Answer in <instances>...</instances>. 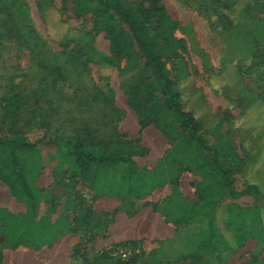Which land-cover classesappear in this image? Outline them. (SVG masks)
<instances>
[{"label":"rangeland","instance_id":"374dc122","mask_svg":"<svg viewBox=\"0 0 264 264\" xmlns=\"http://www.w3.org/2000/svg\"><path fill=\"white\" fill-rule=\"evenodd\" d=\"M126 1L136 4L139 0ZM249 1L264 4V0H160L179 23L174 39L181 41L174 49L177 57L171 53L164 56L165 65L178 83L183 106L199 118L201 131L210 144L217 145L220 160L232 171L237 191L248 182L263 184L264 180V155L257 156L258 151L264 152V48L252 36L255 27L245 17L247 12L264 22V12L251 6L248 9ZM48 3L51 8L42 13L39 5ZM219 7L233 17L232 24ZM108 22L128 33L127 26L113 12L106 13L94 0H0L1 137L22 134L32 143L61 139L104 145L112 140L116 147L111 154H123L127 143L141 147L145 140L147 146L159 148V155L171 151L172 145L156 127L145 131L139 126L131 106V87L144 79L154 96L160 95L154 91L151 72L145 68L136 44L126 36L119 51L112 47L104 28ZM150 26L152 33L157 32L156 21ZM58 68L66 74L65 80L58 77ZM15 94L20 96V109L13 119L2 101ZM137 98L145 97L139 93ZM220 138L225 145L219 144ZM37 158L41 170L34 206L18 202L0 181V211L25 223L43 218L51 223L73 221L75 217L81 222V217L87 216L88 225L82 224L84 227L74 235L71 264H81L85 259L87 264H98L102 253L126 242L139 247L136 264H264V248L258 241L239 243L230 235L228 251L191 263L192 247L208 231L207 222L200 217L181 224V240L176 246L149 251L139 240L109 246L103 241L109 236L107 226L120 211L116 210L119 202L102 199L96 193L101 186L93 189L91 180L74 177L55 148L41 147ZM144 160L138 158L141 169ZM163 160L155 170L168 184L165 192L173 193L165 200V204L171 203L166 204L169 208L161 203L157 210L176 219L198 201L202 179L184 171L178 161ZM119 174L120 170L113 176ZM108 175L109 171L101 173L102 178ZM179 175L181 183L177 187L173 180ZM263 205L264 199L234 198L226 190L214 219L228 234L224 221L233 211L258 213ZM108 208L113 212L105 213ZM7 230L0 226V243L8 244ZM97 242L104 244L97 247Z\"/></svg>","mask_w":264,"mask_h":264},{"label":"trees","instance_id":"16d2710c","mask_svg":"<svg viewBox=\"0 0 264 264\" xmlns=\"http://www.w3.org/2000/svg\"><path fill=\"white\" fill-rule=\"evenodd\" d=\"M94 1L106 13L113 12L120 22L127 26L128 33L113 22H108L104 28L112 47L117 51L120 50L121 40L126 36L136 44L144 58L145 68L151 72L154 91L156 89L160 95L155 97L144 79L138 80L137 84L131 87V106L137 113L140 128L154 126L159 129L172 145L171 151L165 155L163 161L167 163L178 161L183 165L180 167L184 168V171L195 173L202 179L198 189V201L175 219L178 225L189 224L197 217L207 222V234L192 247L191 263H199L204 257L213 253L222 254L228 251L231 247L228 235L239 243L249 239L256 240L264 248V205L258 213L245 210L233 211L224 221V229L228 234L223 233L214 219V212L219 201L226 195V190L234 198L252 196L264 199V180L262 178L263 184L248 182L243 190L237 191L232 171L220 160L215 151L217 145L209 143L201 131L199 118L183 106L182 95L177 88L178 83L171 78L164 62V56L169 53L177 57L174 49L181 41L174 39V33L179 23L160 5V0H139L136 4L126 0ZM246 3L248 9L251 6L264 12V4L250 1ZM39 7L44 13L51 8V5L40 4ZM219 9L225 20L232 24L233 17H230L222 7ZM245 13L249 23L255 27L252 36L256 37L264 48V22L255 20L250 14ZM153 21L159 24L155 33L151 32L150 24ZM57 74L60 80H65L67 77L61 68H58ZM139 93L145 98L138 99ZM4 98L3 107L8 110L11 118H16L20 109V96L15 94ZM219 140V144H226L221 138ZM41 147L58 150L77 179L91 180L93 189L101 186L102 190L101 188L96 190L97 196L100 197L117 196L120 200H141L152 195L165 184L155 169L145 171L138 167L133 156L145 153L139 145L133 146L127 143L123 154H111V149L116 147V142L112 140L107 145L84 143L79 140L70 143L61 139L39 140L32 143L22 134L12 137L0 136V181L8 187L11 195L18 202L31 204V208L34 206L36 193L39 192L36 184L41 166L38 164L37 154ZM260 151L257 156L264 155L263 150L261 153ZM93 166H95L94 171H92ZM261 168H264V165H261ZM118 170H120L119 177L115 175L114 177L113 174ZM103 171H109V175L102 178ZM179 179L180 175L173 180L177 187H179ZM98 182H101V185ZM81 218H83L81 222L80 218L75 217L73 221L63 219L51 223L43 218L25 223L18 218L10 219L0 211V226L8 229V245L16 247L23 244L40 249L46 244L54 243L65 233L79 232L89 222L87 216ZM101 256L98 264H136L138 258L136 255L129 261H114L109 257L108 252L102 253ZM83 263L87 264V259L81 262Z\"/></svg>","mask_w":264,"mask_h":264},{"label":"crops","instance_id":"0c3cea01","mask_svg":"<svg viewBox=\"0 0 264 264\" xmlns=\"http://www.w3.org/2000/svg\"><path fill=\"white\" fill-rule=\"evenodd\" d=\"M148 128L142 130L146 131ZM140 144L141 148L145 150V153L143 155L133 156V159L137 163L140 156L145 158V164L142 169L138 167L145 171L154 170L167 152L164 155H159V148L147 146L145 140ZM154 160H156V164L151 165V162ZM179 182L181 183V177ZM167 186L168 184L165 183L163 187L155 190L152 195L141 200L132 199L130 202L120 200L117 196L101 197L102 199L118 201L120 205L116 207V210L119 208L120 211L116 213L115 218H112L114 221L107 226V234L109 235L107 239L105 241H103L104 239L100 240L107 242L109 246L124 241L139 240L142 242L144 249L149 251H160L164 245L176 246L179 244L181 240V224H176L175 218L170 219L167 217L165 211L157 210V207L161 203V205L164 204V207L167 206L166 204H171L169 201L165 204V200L173 193L172 190H170V193L165 192ZM174 204L176 203L174 202ZM167 208L169 207L167 206ZM111 210V208H108L104 212L112 213L113 211ZM75 234L74 232L65 233L54 243L46 244L40 249L23 244L13 247L1 242L0 264H71L75 249ZM103 244L97 242L96 246L102 247Z\"/></svg>","mask_w":264,"mask_h":264},{"label":"built area","instance_id":"2783aa9c","mask_svg":"<svg viewBox=\"0 0 264 264\" xmlns=\"http://www.w3.org/2000/svg\"><path fill=\"white\" fill-rule=\"evenodd\" d=\"M138 248L136 244L126 242L122 245L109 248L108 255L114 261H129L133 256L139 254Z\"/></svg>","mask_w":264,"mask_h":264}]
</instances>
